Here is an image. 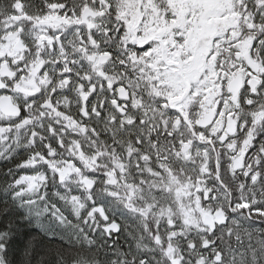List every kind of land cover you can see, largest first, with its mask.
I'll list each match as a JSON object with an SVG mask.
<instances>
[{"label":"snow or ice","instance_id":"obj_1","mask_svg":"<svg viewBox=\"0 0 264 264\" xmlns=\"http://www.w3.org/2000/svg\"><path fill=\"white\" fill-rule=\"evenodd\" d=\"M0 264H264V0H0Z\"/></svg>","mask_w":264,"mask_h":264},{"label":"trees","instance_id":"obj_2","mask_svg":"<svg viewBox=\"0 0 264 264\" xmlns=\"http://www.w3.org/2000/svg\"><path fill=\"white\" fill-rule=\"evenodd\" d=\"M56 243H59L58 241Z\"/></svg>","mask_w":264,"mask_h":264}]
</instances>
